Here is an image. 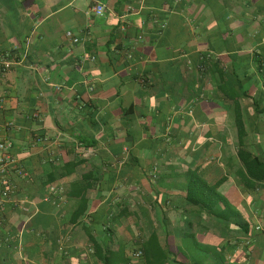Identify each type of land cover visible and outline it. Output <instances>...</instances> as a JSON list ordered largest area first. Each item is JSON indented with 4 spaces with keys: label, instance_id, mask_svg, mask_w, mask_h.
I'll return each mask as SVG.
<instances>
[{
    "label": "crops",
    "instance_id": "crops-1",
    "mask_svg": "<svg viewBox=\"0 0 264 264\" xmlns=\"http://www.w3.org/2000/svg\"><path fill=\"white\" fill-rule=\"evenodd\" d=\"M0 56V264H264V0H0Z\"/></svg>",
    "mask_w": 264,
    "mask_h": 264
},
{
    "label": "built area",
    "instance_id": "built-area-1",
    "mask_svg": "<svg viewBox=\"0 0 264 264\" xmlns=\"http://www.w3.org/2000/svg\"><path fill=\"white\" fill-rule=\"evenodd\" d=\"M96 14L101 15L104 12V6L101 3L93 7ZM67 37L71 38L73 42L77 43L80 38L74 36L71 31L66 33ZM16 63L13 58L8 56H0V72L8 71ZM13 143L9 140L0 141V221L2 214L9 204H20L22 202L18 197L19 184L15 177H28V172L20 165L16 156L11 153ZM50 194L45 197V200L50 201L52 197H61L63 188L55 184L49 187ZM142 251L138 250L134 256L139 258ZM129 264H133L130 262Z\"/></svg>",
    "mask_w": 264,
    "mask_h": 264
},
{
    "label": "trees",
    "instance_id": "trees-1",
    "mask_svg": "<svg viewBox=\"0 0 264 264\" xmlns=\"http://www.w3.org/2000/svg\"><path fill=\"white\" fill-rule=\"evenodd\" d=\"M243 130L239 128L242 139ZM239 155L243 160L248 173L257 180H264V162L245 150H240ZM187 198L194 204H199L214 215H218L217 203L223 201V197L217 190V185L209 184L199 174L193 172L188 181ZM230 206L226 205V218L228 219Z\"/></svg>",
    "mask_w": 264,
    "mask_h": 264
}]
</instances>
